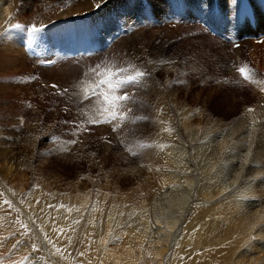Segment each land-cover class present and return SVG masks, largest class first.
Instances as JSON below:
<instances>
[{
	"label": "rangeland",
	"instance_id": "1",
	"mask_svg": "<svg viewBox=\"0 0 264 264\" xmlns=\"http://www.w3.org/2000/svg\"><path fill=\"white\" fill-rule=\"evenodd\" d=\"M78 2L83 0H74L72 4L54 0L45 8L49 12L54 9L50 14L28 8L25 15H33L34 19L28 16L27 21L19 22L24 29H13L8 24L0 32V151L9 153L12 160L7 166V177L3 174L6 191L15 197L17 190L26 194L24 206L37 205V212L41 213L39 222L48 223L50 231L54 216L50 209H57V202L63 206L67 200L71 203L83 199L84 218L94 206L104 218L112 203L124 211L135 209V200L158 192L157 185L163 188L157 198L163 206L169 207L179 197L184 200V190L176 188L179 178L159 179L162 173H167L164 170L168 163L164 152L166 140L174 135L186 141L187 134H195L190 147L182 143L170 149L174 153L184 150L187 154L182 157L177 154L169 164L181 172L185 167L194 174L201 188L200 183L211 178V173L201 172V149L208 140L226 133L249 108L256 115L255 108L260 104L264 108V92L260 90L264 85L244 80L237 71L247 65L254 70L256 79L264 80V44L232 51L198 28L175 26L198 19L207 22L210 0H103L88 12L68 9V4ZM57 12L68 14L67 18L56 19ZM33 25L43 30L28 32L26 29ZM5 29L9 30L5 32ZM73 42L91 43L96 52L89 58H68L67 48ZM38 52L54 55L56 65L37 66ZM129 64H135L148 75L136 86L125 89L132 99L121 102L118 110L127 113L132 108L129 118L110 120L99 95L108 91L107 85H97L100 80L108 79L109 68L115 70ZM116 94L123 93L117 90ZM131 117L146 119L133 122ZM106 119L108 122L104 123ZM261 120L247 121L238 129L237 148L245 151L249 144L244 139H251L250 135H254V143H263L264 119ZM254 124L263 131L251 134ZM141 143L150 146L140 147ZM226 157L221 166H231ZM261 162L253 153L244 173L261 176ZM237 172L238 167L231 169L233 175ZM220 185L217 183L216 187ZM196 194L208 207L205 202L209 201L203 200L208 197L202 192ZM251 204L243 206L252 207ZM151 215L164 221L173 220L163 212ZM215 223L218 222H212ZM7 226L5 223L0 229V236ZM16 231H20L17 223L11 226L10 236L7 235L0 252L5 259L2 264H24V260L17 258L25 242L30 245L32 239L29 230L23 232L24 240ZM38 233L41 234L40 230ZM252 236L256 243L263 244L264 234L252 233ZM119 237L120 245L107 244L113 255L133 248V256H127L142 260L141 241L129 235ZM97 238L80 247L95 248ZM176 249L177 246L171 255ZM70 250L81 251L77 246ZM169 255L165 252L160 261L144 262L165 264ZM115 259L110 256L107 262ZM44 262L52 264L46 257ZM168 263L182 264L170 259ZM253 264H264L263 246L253 250Z\"/></svg>",
	"mask_w": 264,
	"mask_h": 264
},
{
	"label": "bare ground",
	"instance_id": "2",
	"mask_svg": "<svg viewBox=\"0 0 264 264\" xmlns=\"http://www.w3.org/2000/svg\"><path fill=\"white\" fill-rule=\"evenodd\" d=\"M53 1L0 0V32L8 24H20L21 21H27L28 16L34 19L33 15H25V10L28 8H33L36 13H53L54 9H51L50 12V9H45ZM73 1L63 0V4H72ZM101 2L103 0H83V2L67 6L69 10L83 13L95 9V6ZM230 3L232 4L231 9L235 11L239 0H228V5ZM253 5L255 8L258 7L255 3ZM67 15L65 16L64 12H57L55 17L56 19L67 18ZM263 18L264 16L259 11L254 15L255 22H259ZM58 26L59 24L53 27ZM255 33L259 35L263 32L257 29ZM262 35L264 36V34ZM251 46L254 47V44L251 43ZM263 109V105L260 104L258 108H255L258 115L253 113L254 110L245 112L237 122L232 123L227 130L225 129L226 133L216 134L208 140L201 149L203 156L201 172L211 173V178L204 183L199 182L201 188L197 186L193 173H190L185 167H182L181 172L169 164L175 161L177 154H180L181 157L187 154V151L184 150L174 153L170 149L183 144L185 147H190L195 134H187L189 139L186 137L188 139L186 141H181L174 135L172 136L173 140L165 139L168 141V145L164 148L165 158L168 161L164 170L167 173H162L159 179L179 178L176 188L181 187L184 190V200H180L179 197L172 202V205L166 207L160 203V198L157 201L163 188L157 185L158 192H154L149 197L145 194L147 190L145 187V193L142 195L146 196L135 200V209L124 211L112 203L104 218L99 216L101 210L96 206L84 218L83 199L71 203L67 200L63 206L57 202V209L52 207L50 209L54 212V216L51 217L53 219L52 231H50L48 223L39 222L41 213L37 212V205L29 202L30 204L27 203L28 205L24 206V195L26 194L17 190L18 197H15L6 191V178L3 174L5 172L7 177L9 172L7 166L12 160L9 153L0 151V229L4 227L5 223L9 224L5 227L4 235L0 236V252L4 249L3 244L7 235L10 236L11 226L17 223L20 231L16 232L20 233L19 236L24 240L23 232L29 230L32 239L30 245L25 242L22 246L24 250H20V256L17 258L18 261L24 260V264H47L44 262V257L48 258L52 264H145L144 260L146 259L160 261L165 252L171 255L175 246L177 249L173 255H169L165 259V264H169V259L180 261L182 264H227L229 261L231 264H253V250L262 246L264 249V238L262 244L256 243L252 236V233L264 234V230L254 227L261 225L264 220V201L260 202L264 198V141L259 144L254 143V135H250L251 139H244L249 144L244 151V149L237 148L236 139L238 129L244 126L247 121L255 123L264 119ZM258 131H263V128L259 129L257 124H254L251 134H257ZM253 153L263 161L260 163L262 175L258 177H250L244 173ZM226 155L231 166L227 164L221 166L225 162ZM235 167H238V172L233 175L231 169ZM171 169L173 170L171 171ZM169 170L171 172H168ZM217 183L221 184L219 188L216 187ZM246 183L249 186L247 188H245ZM196 192H202L208 197H203V200L209 201L205 202L209 205L208 207L204 206L203 202L197 198ZM246 203H252V207H244L243 205ZM158 212L165 213L173 220L164 221L160 217L155 218L151 215ZM220 214L223 215V218L217 217ZM215 220L220 224L219 226H217L218 223L212 224ZM79 229L80 234H78ZM38 230L41 234L38 233ZM119 235H129L141 241L139 252H143L142 260L136 261L127 256H133L131 246H129L131 249L125 250L124 254V250H122L118 256L113 255L112 249L108 248L107 244L120 245ZM96 236L98 237L96 244H93L95 248L87 250L80 247ZM76 246L81 251L70 250ZM213 248L216 250L212 253ZM121 255H123L122 259ZM54 256L56 259H52ZM110 256H115L116 259L107 262V258ZM243 259L244 262H242ZM3 260H5L4 256H0V264L5 262Z\"/></svg>",
	"mask_w": 264,
	"mask_h": 264
},
{
	"label": "snow or ice",
	"instance_id": "3",
	"mask_svg": "<svg viewBox=\"0 0 264 264\" xmlns=\"http://www.w3.org/2000/svg\"><path fill=\"white\" fill-rule=\"evenodd\" d=\"M229 8L231 10L232 4H229ZM252 17L244 16L243 21H247L248 23H251ZM241 20H235L234 26L238 25L239 23H242ZM10 28L13 29H24V25L22 24H12L10 25ZM9 29H5V32ZM28 32L36 33L40 32L43 29L37 28L35 25H33L31 28L26 29ZM237 47L239 45H236ZM167 61H161V63H166ZM109 77L108 79L100 80L97 87H100L101 85H107L108 91L107 92H101L99 95L103 98L104 104H105V111L108 112L109 116L108 119L110 120H125L128 119V113H132L133 109L128 108L127 113L123 111H119V106L121 102L129 101L132 99V97L129 96L127 91L125 90L128 86H136L148 73L138 68L135 64H129L127 67H119L115 70H112L109 68L108 70ZM237 71L240 73L241 77L244 80L251 81L253 83H257L260 85H264V80H258L256 79V74L254 70L249 68L247 65H244L242 67H239ZM97 75H99V72H97ZM53 87H56L53 85ZM117 90H120L123 94L117 95ZM262 92H264V86L260 89ZM67 92V89L64 90ZM93 95H96L95 89H93ZM135 103V101H133ZM249 112L253 111L251 108L248 109ZM108 119L103 121L104 123L108 122ZM133 122L135 120L140 119H146V117H131ZM99 123V121H97ZM119 127V125H117ZM165 131H169V129L165 128ZM113 131H116V128H113ZM72 143H75V141H72ZM140 147H149L150 145L146 144H139ZM135 155V153H133ZM235 187V185H234ZM259 227L262 230H264V225L254 226ZM255 239V237H253Z\"/></svg>",
	"mask_w": 264,
	"mask_h": 264
}]
</instances>
